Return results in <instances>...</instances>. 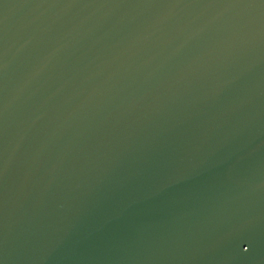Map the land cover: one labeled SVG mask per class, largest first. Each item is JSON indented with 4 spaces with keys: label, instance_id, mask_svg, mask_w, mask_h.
<instances>
[{
    "label": "water",
    "instance_id": "water-1",
    "mask_svg": "<svg viewBox=\"0 0 264 264\" xmlns=\"http://www.w3.org/2000/svg\"><path fill=\"white\" fill-rule=\"evenodd\" d=\"M0 264H264V0H0Z\"/></svg>",
    "mask_w": 264,
    "mask_h": 264
}]
</instances>
